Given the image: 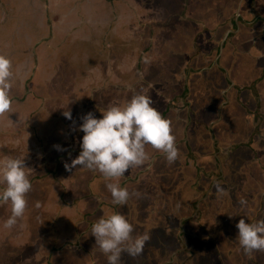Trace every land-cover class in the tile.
<instances>
[{
	"label": "crops",
	"instance_id": "crops-1",
	"mask_svg": "<svg viewBox=\"0 0 264 264\" xmlns=\"http://www.w3.org/2000/svg\"><path fill=\"white\" fill-rule=\"evenodd\" d=\"M91 1L97 3L98 0ZM134 1H137L138 5L147 12H149L151 6H153V15L149 16V19L153 18L150 19L153 21L152 24H159L160 28H158V30L162 31V37L165 36L166 38L170 36L169 34L171 33L165 34L164 30H172L175 23L179 28L184 27V29H186L185 34L184 37L181 38L185 42H189L185 37H189L191 34L201 31V28L189 19L182 21L180 19L182 13L186 12L188 17L192 15L193 19L205 23L206 27L215 28L217 23L229 21L227 19H230V15L236 9L238 2L237 0H214L215 4H211L210 1L213 0H160L161 3L158 4L156 0ZM202 1L207 3L206 8H202ZM259 1L262 2V0ZM81 3L82 0H0V54L7 56L12 61V65H14L16 63L15 58L18 57L17 53L21 51L19 36L20 38L25 37L26 45L29 44L28 47L33 45V50L35 52L43 46H47L48 49L52 51V57L48 60L47 64H42L39 58L36 59L34 57L31 62H22L21 60V62L18 63L19 66L15 79L16 81H21L22 87L21 90L15 92L13 86L10 92L13 98L14 108H12L9 114L13 115L15 119L26 113V111L23 110L30 101L29 97H33L34 94L33 91L28 88V85L31 82L35 83L38 81L35 77H41L39 81L42 83V86L43 84L44 86L48 84L50 87L47 91H41L42 94L38 95V106L31 114L28 113L27 116H25V123H22L23 119L21 122L19 121L22 123L19 128L15 126L14 123L6 125V127L4 124L1 125L0 139H2L3 132L8 129L7 136L9 135V137L6 139V143L7 145L13 146L12 154L9 156L10 158H24L25 161L28 162L29 159L23 157V154L26 153L29 155V153L26 151L27 149L22 146L25 145L27 147L29 145L28 142H32L35 143L36 146L38 162L55 161L61 163L60 168L63 169H60L58 165L55 164L57 168L60 169L59 172L63 171L67 173L60 174L58 172L57 175H54L50 172L54 168L50 169L43 164L39 170H29V175L33 178L31 179L32 190L27 196L28 207L23 215L26 216V219L23 220V216L19 218V220H23L24 223L28 215L33 219L31 224L28 225L30 229H27V231L24 230L23 235H20L23 236V241H29L31 244L28 249L30 253L26 254L28 256H24V261L27 259L25 264H81L82 258H84L83 264H92L91 259H93L96 264H108L106 260L107 257L103 252L100 251L94 254L92 252V255H89L87 252L91 250L93 246H97L95 237L91 235L92 233H90L88 229L89 220L95 221V219L98 220L101 217H107L115 212L113 211V204L111 203H109L111 205L109 207L100 205L101 201L111 196L107 194L109 193L106 187L107 183H123L127 189H134L136 187L144 188L151 185L153 188L152 191L157 190L161 192L164 191L165 187L167 191L171 180L174 179L178 181L176 189L181 190L183 187L188 194V200L185 204L183 203L182 209L180 208L185 216L191 214L194 202L198 201L196 219L193 217V220L187 224L188 236L185 241L188 243L189 250L193 252V256H191L188 264H231L229 258L233 257V249L228 251L230 255L227 258L225 254L227 251H225V246L222 245V243L225 238H231L232 235L237 237L238 231H231L229 225L232 223L238 224L241 219L250 222L246 214L248 209L251 210V208V223L264 220V104L261 106L262 104L260 101L255 99L260 95L256 88L258 89L260 84L264 82L263 59L254 60L249 53H243L239 56L240 59L236 61L235 70H246L253 74H257L260 71L263 73L262 78L254 77L251 81L249 79V82L243 83L239 72L237 73L234 69L230 71L228 67V81H230L232 85L228 87L229 82L226 81V87L228 88H224V95L228 94L232 89L240 91L237 92V96H239L237 101L243 107L247 124L251 125L252 133L241 143H234V141L230 140L223 142L225 137L221 136L216 145L221 148L223 142L226 148H224V152L221 150L218 154L220 162L214 158V154H216L217 150L211 155L209 152H203V150H201L202 156L197 155L198 159L194 155L195 148L191 146L188 138L189 126L192 123L191 106L189 109L190 113L186 116L184 112L186 110L183 108L175 112L170 108L167 110L163 101H154L153 103L156 104L155 108L161 114L165 112L164 117L172 122V134L175 136L179 148V157L175 162L169 163L164 154L161 155L162 153L159 150H156L151 145H147L146 152L149 155V160L142 166L130 168L123 177L115 180H105L99 171L81 169L79 166L69 171L65 168V163L70 164L72 159L78 157L81 151L80 149L78 153H73L74 149L75 151L77 150L75 147L77 145L74 146L70 142L63 141V144L70 146L69 150L64 154L51 153L53 159H46V151L44 147H41L40 140L44 142L46 139H49V141L52 139V146L57 144L61 145L62 143H60V140L51 135L52 133H50V131L52 129L61 124V128L65 131V136L67 135V130H71L72 134H75L69 124L68 126L63 125V112L69 109L72 114H77L74 118L76 119V117L80 118V116H83V114H81L82 111L79 112L83 106H89L87 108L91 111L95 108L98 109L103 107L108 98H112L110 105L116 104L115 100L119 98V95L116 94L117 91H108L106 89L107 85L105 81L98 79L101 85L92 86L91 84L97 80H94V78L88 80L91 74L89 70L99 66L103 72L105 67V63L101 60L102 56L99 55L100 53H104V51L101 50V46H97L95 43L97 37H93V42L95 43L93 47H88L85 44L80 47L77 46L76 49L71 42L75 30L74 28L69 30L67 27L69 19L75 18L77 14L86 15L89 12V14L91 13V21L94 19V21H98L101 17L99 15L102 13L100 10H105L104 12L107 13L110 6L103 2L99 7L100 9H98L94 6L96 4L86 7L85 4ZM114 4L117 6L116 1ZM209 5L214 6L212 8L217 11L214 17L209 15ZM243 6L245 5L243 4ZM67 7L69 11H67ZM46 10H49L48 14H46ZM116 10L118 11V6ZM205 13L207 14L206 17L203 16ZM57 14L62 16L61 19H63L64 22V24L60 23V27H62L60 29L56 26L58 20H61L56 18ZM20 19L22 21L19 23ZM49 19H51V22L54 24L56 33L55 31L52 33V29L51 32L47 33V29L51 28V26L48 25ZM74 20L77 21V19ZM20 25H24L23 31ZM35 25L37 28L34 27L35 29L32 35L30 27ZM190 25L194 26L192 30L190 29ZM224 26H227L226 23H224ZM224 26L217 29V31H215L216 33L213 34L214 36L211 38L212 40L210 43H213L214 46L218 45L224 38V31L227 30ZM13 35L16 37H13ZM207 35L210 36L211 33L207 32ZM43 38L48 39L46 40V44L41 43V41L44 40ZM235 39L236 38L231 35L226 39L225 49L227 53L234 50L233 43ZM177 40L178 39H176V41ZM182 41L180 44L184 46ZM238 44V47L242 50H246V47L249 46V43L244 42V40ZM260 48L264 49V46L261 45ZM87 51L89 52L88 54ZM251 54L255 56L259 55V53L254 50L251 51ZM88 55L89 57L91 56L90 61H88L89 58H86ZM113 57L119 60L121 56H119L118 51H115ZM224 59L227 58L224 57ZM60 60L65 62L63 68L57 66ZM225 62L226 61H223L221 64L224 70L228 64ZM193 68L195 72L187 78L186 83L188 85L191 82L199 83L201 80L199 78V70H197L199 68V60H195ZM222 71L223 70L217 67H215V69L212 68L209 73V79L211 81L213 80L211 74L215 72L227 77V74L225 75V72L223 73ZM230 74H233L232 79H230ZM182 81L184 82L183 79L181 82ZM181 82L180 85H182ZM83 83L86 87L81 86ZM14 85L18 87L19 83ZM157 88L162 90L160 86H157ZM250 90L252 92L256 91L258 95H254L255 98L246 99V102L245 97L252 96L248 93ZM176 91L177 86L169 85L164 93L166 102L176 99ZM243 93L246 94L245 97L242 95ZM67 97L76 99V101H72V99L69 100L70 103L74 102L76 104L68 107L70 103L67 101ZM106 97L107 100H101ZM92 98L95 100H91ZM252 100H254V102L255 100L257 101L255 102V109H253ZM92 101L93 103H91ZM227 102H229V100H227ZM64 104L67 105V108ZM224 107H226L225 102H223V109ZM34 112L44 119L40 122V125H35L36 131L34 136H36L35 138H37V140L33 138L34 136L32 137L34 131L32 123L36 122L35 119L32 120ZM71 122L74 124L72 120ZM211 125H205V127L207 129H213L214 125ZM75 128L79 129L77 126H75ZM19 134L22 136L21 139L16 137V135ZM67 139L69 140L68 137ZM79 144H81V142H79ZM19 151H24V153L20 154ZM247 151H251L249 158L246 156ZM199 159L202 161L201 164H199ZM196 163L198 166H195ZM250 164L253 165L252 168L249 167ZM220 165L222 170L220 169ZM140 172L145 173L137 180H133ZM55 176H65V178L62 182H56L54 179ZM162 178L166 179L165 183L160 181ZM158 180L160 181L159 187L156 185ZM190 185H192V187H190ZM152 191H149L148 194L152 195L150 194ZM31 193H33V200L29 201L32 197L30 196ZM164 194L166 197L168 196L167 193ZM41 195L45 197L46 203L40 204L41 206L37 208L35 205L36 202L39 201V198L41 199ZM100 196L103 198L99 199L98 197ZM190 197L193 199L189 200ZM152 199L154 198H151V200L142 207V213L138 208L136 210L138 214L133 213L135 209L133 205L131 206V215L130 217L128 216V220L133 225L134 230L135 228L140 229L144 226L145 232L150 233L153 230L146 222L143 223L140 218H137L140 217V215L142 218L144 217V219L151 220V218H158V216L155 217V213L148 214L152 209L150 207V205H152ZM242 200L246 201V204L243 206L240 203ZM108 201L112 202V199ZM248 202H250V206ZM98 205H100L101 210H98ZM8 208L9 205L5 207L7 216L10 215V212H7ZM90 208L95 214L88 217L91 213L89 212ZM238 213L240 214L238 215ZM41 214H43V217H41ZM204 230L205 232H203ZM155 231H157V229H155ZM68 233L72 234L75 238L74 243L78 235H83L80 240L83 241V238L87 239V245L82 243V247L87 250L80 251L74 246L71 247L70 245L73 242L72 237L68 240L65 238ZM223 233H227L225 238L222 235ZM15 236L17 235L12 237L14 238ZM65 240H67L66 243H70V245L64 246L65 248L63 250L56 247L55 244L60 246L61 243H65ZM10 242L13 245L19 244L14 239H10ZM7 256H5L6 260L4 264H10L11 262ZM22 256L23 255L20 256L19 253L15 257L18 259V262H16L17 264L22 263L19 261ZM243 258L256 261V264H264V251H255L254 256L253 252L251 254L244 253ZM236 263L240 264L237 259Z\"/></svg>",
	"mask_w": 264,
	"mask_h": 264
},
{
	"label": "flooded vegetation",
	"instance_id": "flooded-vegetation-1",
	"mask_svg": "<svg viewBox=\"0 0 264 264\" xmlns=\"http://www.w3.org/2000/svg\"><path fill=\"white\" fill-rule=\"evenodd\" d=\"M115 1L117 2L118 11L116 10L117 6L114 4ZM237 1L238 2L236 9L230 15V19H227L229 21L222 23L219 22L217 23L215 28L206 27L205 23L193 19L192 15L191 17H188L186 12L182 13L180 16V19L182 21L189 19L201 28V31H197L191 34L189 37H185L189 42H185L181 38L184 37L186 29H184V27H177L176 23L172 30L169 29L167 31L168 33H171L169 34L170 36L166 38L165 36L162 37V31L158 30V28H160L159 24H152L153 21L150 19L153 18L149 19V16L153 15V6H151L150 11L147 12L138 5L137 1L134 0H98L97 3H93L91 0H82L81 4H85L86 7L96 4L94 6L100 9L99 7L101 6V4L105 2L110 6V8L107 10V13L104 12L105 10H100L102 13H100L99 16L101 17L98 21H94L95 19L91 21V13L89 14V12L86 15L77 14L75 18H72L71 20L69 19L67 27L69 28V30H71L72 28H74L75 30L71 40L75 48L77 46L79 47L80 45L85 44L88 47H93L95 43L97 46H101V50H103L104 53H100L99 55L102 56L101 60L103 61V63H105L104 71L102 72L99 66L89 70L92 75L90 74L88 80H90L91 78H94V80L97 81L98 79L103 80L106 82V89L108 91H117L119 94V98L115 100L116 104L123 105L128 102L134 95H149L150 93H153L152 91L155 92V94L153 95V97L155 98V102L163 101L165 103V89L161 80L154 78L156 76L150 75L151 69L158 68L159 71L162 72H158V76L161 77L163 75V78H167V88L169 87V85L177 86L176 99L168 102V104H165V108H167V110L168 108L173 109L175 112H178V109L181 110L183 108L184 110H186L184 112L187 116L190 113L189 109L191 104L189 101V85L186 83V81L187 78H189L190 75L195 72L193 65L196 59L199 60V68L197 70H199V78L202 81H210L209 73L211 72V69H215V67L223 70L222 72H225V75L227 74L226 78L228 80L229 65L233 63L235 64L236 61L240 59L239 56H241L243 53H249L254 58V60L263 59L264 61V49L260 48L261 45L264 46V0H262V2L259 0ZM210 2L211 4H215L214 0ZM243 4L245 6H243ZM210 5V8H208L209 15L214 17L217 11L212 8L214 6ZM67 11H69L68 7ZM48 12L49 10H46V14H48ZM61 17L62 16H60L59 14L56 15L57 19H61ZM74 19H77V21ZM61 20H58L57 22L56 26L58 27V29L62 28L60 27V23L64 24L63 19ZM21 21L22 20L20 19L19 23ZM48 21V25L51 26L52 32L55 31V26L51 22V19H49ZM224 23H226L227 26H224ZM20 26H22L21 29L23 31L24 25ZM222 26L227 29L225 31L230 33L229 35L236 38L235 42L233 43L234 50L229 51V53H227L225 49V44L222 48L220 46V43L215 46L213 45V43H210V41L212 40L211 38L214 36L213 34L216 33L215 31H217V29L221 28ZM193 28L194 26L190 25V29L192 30ZM207 32H210L211 35L208 36ZM94 36L97 37L95 43L93 42ZM13 37L16 36L13 35ZM18 38L21 51H19L17 55L21 56L22 62H24V60L31 61L33 57L37 59V53L33 50V46L31 47L30 51V47H28L29 44L26 45L25 37L20 38L19 36ZM180 38L181 41L183 40L182 43H184V46L180 44ZM176 39L178 40L176 41ZM46 40L48 39H44L43 41H41V43L46 44ZM242 40L249 43V46L246 47V50H242L238 47V43ZM166 42H171L172 44L177 43V45H179V48H175L172 52H169L163 56L160 54L158 49L161 44L164 45ZM206 48L208 49V51ZM253 50L259 53V55H252L251 51ZM115 51H118L119 56H121L119 60L118 58L113 57V53ZM88 53L89 52L87 51V54ZM224 57H226L227 59H224ZM86 58H89L88 61H90L91 56L89 57L88 55ZM223 61H226L228 63L226 66L227 68L225 67V70L221 65ZM182 79L184 80V82H181ZM180 82L182 85H180ZM228 82L229 84H231L230 81ZM157 86L162 87V90L158 89ZM105 99L107 100V97L101 100L104 101ZM111 99L112 98H108L106 104L103 107H100L102 112L99 118H101L103 112L109 106H111ZM91 100L95 99L92 98ZM91 103H93V101ZM155 105L156 104L153 103L152 106L155 107ZM162 115L165 116V112L162 113ZM35 140H37V138H35ZM6 142L7 140L0 139L1 164L5 162L7 158H10L9 156H11L12 154V146L7 145ZM28 163L26 162L25 164H27L28 166ZM42 164L46 166L47 161H43ZM144 173L145 172L138 173L133 180H137L140 176H143ZM177 182L178 181H176L175 179L171 180L167 191L165 187L164 191L161 192L157 190L152 191L153 188L151 187V185L144 188L136 187L134 189H128L130 193H139V195H132L125 205H114L112 202L108 201L112 199V196H110V198L106 197V200H103L100 203V205L104 207L111 206L109 203L113 204V211L119 212L120 214L128 218V216L130 217L131 215L132 205L135 209L133 213H137V208L141 212L142 207L145 206L151 200V198H154L152 199V205H150L152 209L148 212V214L155 213V217L158 216V218H151L150 220L142 219L141 215L140 217H137L138 219H141V222H146V224H148L150 227H152L151 229H153L150 233L147 232L151 236V239L146 243V247L143 252L139 254L140 259L137 262L138 264H143L142 256H144V258L148 260L147 263L144 264H188L191 256H193V252L189 250L188 243L185 241V239L188 236L187 224L191 222V220H193V217L194 219H196L195 216L198 213V201L194 202L191 214L185 216L182 213L181 209L183 203L185 204L188 200V194L187 192H185V189L183 187L181 190L176 189ZM119 184L122 187H125L123 183ZM149 191H152L150 193L152 195L148 194ZM162 192L167 193L168 196L166 197V195ZM107 194L111 195L110 191ZM98 198L102 199L103 197L100 196ZM100 205H98V210H101ZM89 212L91 213L88 215V217H91L95 214L93 213L91 208ZM24 217L25 216H23V218ZM8 218L9 217H7V219ZM23 220H19L20 222H22V231H20L22 234L20 235H23L24 230L27 231L28 229L26 221L24 223ZM96 221L98 220H89L88 229L90 233L91 226ZM155 229H157L158 232L155 231ZM14 233L16 232H14V229L12 228V232L9 233V235L12 237L14 236ZM144 233L145 230L141 231V229L135 228L132 235L135 237L137 235H143ZM82 236L78 235L76 242L72 243V245L70 246H74L80 251H86L87 249H84L82 247V241L80 240ZM12 239L14 238L12 237ZM22 239L23 236H21L19 243L22 247H25L23 249H26V244H28L27 247L31 245L29 241L25 242ZM159 239L160 244H158ZM100 251V248L97 249L96 246H93L91 250H88L87 252L89 255H92V252L94 254ZM26 254L27 253H25L20 258L19 261L22 263L19 264H25L27 259L24 261V256H27ZM128 256L129 254L127 252L122 253L120 264H132V261L129 260ZM9 257L11 261L10 264H17V261L15 260L16 258L13 254H10ZM91 261L92 264H96L93 259H91Z\"/></svg>",
	"mask_w": 264,
	"mask_h": 264
},
{
	"label": "clouds",
	"instance_id": "clouds-1",
	"mask_svg": "<svg viewBox=\"0 0 264 264\" xmlns=\"http://www.w3.org/2000/svg\"><path fill=\"white\" fill-rule=\"evenodd\" d=\"M147 62V61H146ZM12 61L0 54V114L9 112L13 103L10 94L12 88ZM147 95H134L123 105L109 106L97 118L89 112L81 118L79 131L84 135L80 144L81 151L65 168L71 171L79 166L81 169L99 171L105 180L123 177L132 167L142 166L149 160L146 146L151 145L165 155L169 163L179 157L176 138L172 134V122L166 119L155 107ZM63 115L72 120V112ZM57 151H67L61 145L53 146ZM29 168L24 158H7L0 167V203L11 205V215L4 221L3 227L13 228L27 207V196L32 190ZM114 205H125L132 195L126 187L119 183H107ZM245 205L246 201H240ZM39 208L40 202L36 205ZM237 239L243 251H264V220L255 223L241 219L236 225ZM133 225L128 218L119 212L101 217L91 226L96 245L106 255L108 264H120L122 253L130 256L141 254L151 236H133Z\"/></svg>",
	"mask_w": 264,
	"mask_h": 264
},
{
	"label": "rangeland",
	"instance_id": "rangeland-1",
	"mask_svg": "<svg viewBox=\"0 0 264 264\" xmlns=\"http://www.w3.org/2000/svg\"><path fill=\"white\" fill-rule=\"evenodd\" d=\"M156 2L158 4L161 3L160 0H156ZM201 4H202V8H206L207 3L202 1ZM206 15H207L206 13L203 14L204 17H206ZM34 27L37 28L36 25L30 27V31H32V35H33V31L35 29ZM51 29L52 28H48L47 29L48 31L46 30L47 33L51 32ZM165 32H166L165 34H169L167 31H165ZM55 33H56V31H55ZM224 33H225L224 34V37H225L228 34V32L224 31ZM180 41H181V38H180ZM176 45H177V43L172 44L171 42H166L164 45H162V44L160 45L158 51L160 52L161 55L164 56L165 54L172 52L175 48H179V45H177V46ZM30 46L32 47L33 45H30ZM31 47L29 49L30 51H31ZM36 53H37V57L39 58V61L42 64H47L48 60L52 57V51L49 50L48 48H46L45 46L40 47L39 50L36 51ZM21 60H22L21 56L18 55V57L15 58L16 63L14 65H12V71H13L12 87L14 86L15 92H18L19 90H21V87H22L21 81L20 80L16 81V79H15L17 69L19 66L18 63H20ZM64 63L65 62L63 60H60V61H58L57 66L63 68ZM235 64L233 63V65H229L230 71H232L233 69L235 70ZM263 70H264V68H263ZM235 71H237V70H235ZM158 72L162 73L159 71L158 68L151 69L150 75L156 76L154 78L161 80L163 87L166 90L167 89V85H166L167 78H163V75L161 77H159L157 74ZM238 72H239V75L241 76V78L243 80V83L249 82L248 81L249 79L251 81L252 79H254V77H261V78L263 77L262 71H260L261 73L258 72L257 74H253L252 72H247L246 70H239V71H237V73ZM40 74H41V72H40ZM230 77H231L230 79H232L233 74H230ZM35 78H37L38 81L35 83L31 82L28 85V88L31 91H33L34 94H33V97H29L30 101L28 102V105H26V107L23 110V111H26V113L23 116L16 117V119H15V117H13V115L9 114V112L12 111V108H14V103H13V105L11 106V110L9 112L0 114V127L3 124L6 127V125H10V124L14 123V125L18 126V128H19L22 123H25V116H27L28 113L31 114V112L34 109H36V107L38 106V100H39L38 95L42 94L41 93L42 90L47 91V89L50 87V85L45 84V86H44V84H43V86H42V83L39 81L41 79V77L40 78L35 77ZM211 78H213L212 81L211 80L210 81H202L201 80V81H199V83L191 82L189 84V95H190L191 112H192L191 122L192 123L189 126L190 129L188 132V138H189V142L191 143V146H193L195 148L194 155L196 156L197 159H198L197 155L202 156L201 150H203V152L204 151L209 152L210 155L213 154V152L215 150H217L216 154H214V158L218 159V154L220 153V151L223 150V152H224L225 151L224 148H226V145L223 142L230 140V141H234V143L235 142L241 143L252 133L251 125L247 124V119L245 118V114L243 112V107L237 101V99L239 97V96H237L238 95L237 92H240V91L237 89H232L230 92H228V94H226L227 95V97H226V95H223V94H224V90H225L224 88L226 87V81H228L227 78L218 72L211 74ZM168 81H170V80H168ZM18 83H19V86L16 87L14 84H18ZM251 83H249V84H251ZM91 85L92 86H99V85H101V83L97 81ZM231 85H232V83L229 84L228 87H230ZM81 86L86 87V85H84V83ZM228 87H226V89ZM256 90L259 92L260 95H258L256 91L252 92L251 90L248 91V93H249V95H252V96L245 97L246 94H244V93L242 95L245 97V101L247 102L248 98H251V99L255 98L254 95L257 94L259 97L255 98V99H258L260 101V103L262 104L261 106H263V104H264V82H262L260 84L259 88L258 89L256 88ZM152 92L153 93H150L147 96H149L151 98V100L154 102L155 98L153 97V95L155 94V92L154 91H152ZM174 93H175V91H174ZM116 94H118V92ZM176 96H177V93H176ZM260 96H261V98H260ZM66 99L68 102L71 99H72V101H76V99H73L70 97H67ZM42 100H43V98H42ZM227 100H229V102H227ZM223 102H225V106H226V107H224V109H223ZM255 102H257V101L255 100ZM255 102H254V100H252V105L254 107L252 105L251 106L253 107V109H255V106H256ZM71 103L68 104V107L70 105L76 104L74 102H71ZM165 104H168V102L165 101ZM64 105L67 108V105L66 104H64ZM87 107H89V106H87ZM87 107L83 106L79 111V112L82 111L81 114H83V116L86 115L87 113L91 112V111H92V113L95 114V116L97 118H99V116H101L102 110L100 108H98V109L95 108V109L90 111V109H88ZM68 111H69V109H68ZM36 112H34V115H32V117H33L32 120H34V119L36 120L35 123H32V127L34 128L33 133L31 132L32 137L34 136V133L36 131L35 125L36 124L40 125V122H42L44 120L42 117H39ZM76 113H77V107H76ZM75 115L76 114H72V116H73L72 121L74 124H72L71 120H68L64 116L63 125L68 126V124H69V126H71L70 128H72L75 132V134L73 135L71 130L66 131V134H67L66 136L69 138L70 141L65 136V131H63V129L61 128V124L59 126H56L54 129H52L50 131V133H52L51 135H53L54 138H57L60 140V143H62L61 146L64 147L65 149H67V151L69 150L70 146L63 144V141L70 142L74 146L77 145V146H75L77 148V150L75 151V149H74L73 153L74 152L78 153L81 150L79 142L82 141V137L84 134L82 132H80L78 129H76L75 126H77L79 128V126L82 122L81 118L83 116H80V118L76 117V119H74ZM22 119L24 122L22 121V123H20ZM211 124L214 125L213 129H207L205 127V125L210 126ZM253 126H254V123H253ZM7 133H8V129H6V131L3 132L2 139L6 140L9 137V135L7 136ZM60 133H61V135H60ZM185 134H186V132H185ZM221 136H223L225 138H224L223 142L221 140L222 144H221V148H220L216 144H217V141L220 140ZM16 137H19L21 139L22 136H20V134H19V135H16ZM35 137L36 136H34L33 138H35ZM188 138H187V140H188ZM48 141H49V139H46L44 142L42 140H40L41 147H44L45 151H46V153H45L46 155L44 154L46 156V159L47 158L53 159V156L51 155V153L64 154L65 152H67V151H57L51 145L52 139L49 142ZM28 144L29 145L27 147L25 145L22 147L27 149L26 151L29 153V155L24 153V151H19V153L20 154L24 153L23 157H26L29 159L28 162H30V163L27 162L28 166H27V164H26V166L30 170H39V169H41V167L43 165H42V162H38L35 143L28 142ZM250 152L251 151H247L246 156H248V158L250 156ZM40 153H41V151H40ZM42 153H44V152H42ZM239 153H243V152H239ZM34 159H37V160H34ZM3 163L2 164L0 163V167H2ZM201 163H202V161H201V159H199V164H201ZM31 164H32V166H31ZM55 164H57L59 168L61 167V163H57L55 161H47L46 167H48L50 169L54 168L50 172L53 173L54 175H57L59 170L63 169V168L59 169V168H57V166ZM195 166H198V164L196 163ZM252 166L253 165L250 164L249 167L252 168ZM59 173L60 174H67L63 171H60ZM29 178L31 180L33 177L31 175H29ZM64 178H65V176H55L54 177L56 182H62L64 180ZM160 181L165 183L166 179L162 178V179H160ZM160 181L158 180V183H156V185L158 187H159ZM2 187H3V185H0V188H2ZM190 187H192V185H190ZM249 192H250V189H249ZM32 194L33 193H31L30 196H32ZM42 195H41V199L39 198L40 204L46 203V199ZM192 197L195 198L194 196H192ZM192 197H190L189 200H192L193 199ZM32 200H33V196L29 199V201H32ZM7 205H9L7 212H10V215H11L10 204L0 203V261H2V262H0V264L5 263V260H6L5 256H7V255L10 256V254H13L14 257H16L19 253H20V256L24 255L25 253H27V254L30 253V251L28 250L29 247H27L28 244H26V249H23L25 247H22L21 244L19 243V241L21 239L20 234H22L20 232V231H22V225H21L22 222H20L19 219H18V223H16V225L13 227L14 232H16V233H14V235L17 234V236L14 237V240L16 242H18L19 244L13 245L10 242V239H12V237L9 235V233L12 232V228L8 229V228L3 227L4 221L7 220V217L10 216V215L7 216L5 213V207H7ZM248 205L249 206L251 205L250 202H248ZM239 214L240 213H238V215ZM246 216L248 217V220H250V223H251L252 222V208H251V210L248 209ZM41 217H43V214H41ZM23 219H26V216ZM142 219H144V218H142ZM32 221H33V219L30 218L28 215V218L26 220L27 228H28V225H30ZM236 225L237 224H235V223L230 224L229 229L233 232L238 231ZM144 228H145V226L143 228H140L141 231H143ZM28 229H30V228H28ZM203 232H205V230ZM70 233L66 234L65 238L68 240V239H71L70 237H72V241H73L72 243H74L75 238ZM222 235L225 238L227 233H223ZM67 240H65V243H61L60 246H57V244H55L56 247H58L60 250H63L65 248L64 246L70 245V243H66ZM159 242H160V239L158 241V244H160ZM72 243H71V245H72ZM82 243L84 245H87L88 244L87 239L83 238ZM222 245L225 246V251H227L225 253L227 258L230 255L228 253V251H231L233 249V255H232L233 257L229 258V261L231 262V264H237L236 259L240 262V264H256V261H250V260H246L245 258H243V255L245 252L241 248L239 241L235 235H232L231 238H228V239L225 238ZM145 247H144V249H145ZM96 248L98 249L99 246L97 245ZM254 255H255V251H253V256ZM9 256H7V258H10ZM128 257H129V260L132 261L131 262L132 264H135V263L138 264L137 262L140 259L139 255L138 256H130L129 255ZM142 257H143L142 258L143 264L147 263L148 260H146L144 258V256H142ZM16 261L18 262L17 258H16ZM83 261H84V258H82L81 264H83Z\"/></svg>",
	"mask_w": 264,
	"mask_h": 264
},
{
	"label": "water",
	"instance_id": "water-1",
	"mask_svg": "<svg viewBox=\"0 0 264 264\" xmlns=\"http://www.w3.org/2000/svg\"><path fill=\"white\" fill-rule=\"evenodd\" d=\"M230 33H228L222 40H221V42H220V46L223 48V46H224V44H225V41H226V39H227V37H228V35H229ZM224 95V94H223ZM211 127H212V125H211ZM218 154V153H217ZM217 161H219V158L217 159ZM220 162V161H219ZM219 162H218V164H219ZM220 169L222 170V168H221V165H220Z\"/></svg>",
	"mask_w": 264,
	"mask_h": 264
}]
</instances>
